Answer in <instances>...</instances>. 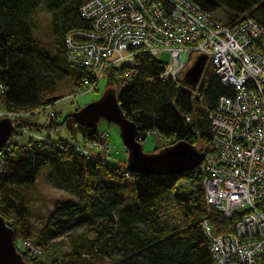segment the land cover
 Segmentation results:
<instances>
[{
    "label": "trees",
    "instance_id": "1",
    "mask_svg": "<svg viewBox=\"0 0 264 264\" xmlns=\"http://www.w3.org/2000/svg\"><path fill=\"white\" fill-rule=\"evenodd\" d=\"M84 1L0 0V109L30 113L20 116V124L14 122L16 130L1 148L4 173L0 175V214L14 228L17 246L19 240L32 235L27 204L24 199L16 201L11 188L32 186L41 168L48 165L50 184L66 190L75 200L58 201L49 211L45 225L32 241L41 252L31 255L25 245L18 246L28 263L110 264L116 258L114 264H214L202 222L208 219L216 234H228L235 230L241 214L228 218L207 203L203 183L206 173L201 165L182 175L134 173L127 168V161L116 164L110 158L93 161L79 155L73 146L78 139L75 127L84 137L92 138L101 130L82 127L72 112L60 123L50 114L46 122L36 120L39 108L60 99L56 92L61 76L73 74V87L90 76L68 60L65 41L68 30L88 26L80 14ZM192 1L206 12L223 10L224 21L219 20L227 26L253 17L264 27V0ZM41 9L57 16L54 49L35 33L34 18ZM165 68L163 60L144 52L130 61L113 64L103 77L107 90L117 89L120 106L135 123L140 142L148 137V130H156L157 136L168 142L164 147L184 140L200 151L211 152L207 140L210 121L205 109H215L221 95H232L235 88L220 81L211 62L197 85L187 82L185 75L177 82L162 80L159 76ZM90 78L96 80L92 75ZM121 85L124 87L119 91ZM55 124L71 128L70 137L53 136ZM24 127L47 139L39 147L34 137L22 132ZM169 195L185 217L184 226L167 222L163 207ZM79 225L86 230L74 242V248L62 255L56 253L60 244L51 239L71 233ZM46 250L49 257L43 255ZM260 264H264V254Z\"/></svg>",
    "mask_w": 264,
    "mask_h": 264
},
{
    "label": "built area",
    "instance_id": "2",
    "mask_svg": "<svg viewBox=\"0 0 264 264\" xmlns=\"http://www.w3.org/2000/svg\"><path fill=\"white\" fill-rule=\"evenodd\" d=\"M80 14L88 26L66 33L68 60L96 80L84 78L74 86V93L95 86L113 64L144 52L157 58L168 53L159 76L166 82H177L198 55L206 54L220 81L235 88L232 95H221L215 109H205L212 151H206L201 166L206 173L207 203L228 218L241 217L228 234H216L208 219L202 226L214 264H260L264 254V27L253 17L227 26L192 0H86ZM29 114L0 109V119L11 117L19 124L20 116ZM50 115L57 121L55 110ZM63 130L55 124L53 136H62ZM22 132L34 137L39 147L47 139L26 127ZM147 134L158 135V131ZM73 146L89 160L111 157L106 130L93 138L76 139ZM3 162L0 148V175ZM23 245L31 255L41 252L29 239Z\"/></svg>",
    "mask_w": 264,
    "mask_h": 264
},
{
    "label": "rangeland",
    "instance_id": "3",
    "mask_svg": "<svg viewBox=\"0 0 264 264\" xmlns=\"http://www.w3.org/2000/svg\"><path fill=\"white\" fill-rule=\"evenodd\" d=\"M214 16L217 19L224 21L225 17L223 10H218L217 13L214 14ZM34 19V29L37 37H39V39H41L46 45L52 46V49H54L56 39V33L54 34V31L56 30L55 23L57 21V16H52L47 9H41L39 12L36 13ZM56 47L55 53L58 51ZM158 58L166 62L169 59V55L166 52L158 55ZM72 75L61 76L59 80L58 90L56 92L57 95L61 97L55 103H53L54 105L51 104V106L45 110L46 112L41 111L42 113L39 112V114H37L36 120L38 121V123L46 122L49 118L51 110H55L57 114H59L57 121L60 123L66 118V116L71 114V112L80 109L90 103H93V101L101 99L103 95L107 92V80L105 77H102L99 79V82L95 86L90 85V88L87 89L85 92L81 90L80 93H74ZM123 87L124 86L121 85L118 90L122 91ZM98 123L99 124L97 125V127L99 128V130H106L108 134H110L111 161L116 164L120 161H127L129 154L127 153V148L125 144H123L122 133L120 132L119 125L116 123L108 122L105 119L101 120ZM70 130L72 129L68 128V126H65L62 134L64 136L70 137ZM75 131L78 135V139L83 137V135L80 133V128L75 127ZM45 133L46 131L44 132V134ZM53 134L54 133L52 132V135ZM141 143L143 144L144 152L149 154L157 152L156 150H158L159 148H163L165 145H167L168 142L165 138L160 135L157 136L154 134H148V137L145 138ZM41 169L42 170L40 171L36 179V183L32 184V186L14 185L11 188L12 195L16 199V201L24 199L27 204L28 218L30 220V223H32L33 229L32 235L26 239L31 240V242H35L37 233L45 225L44 222L47 218V215L49 211L54 208V205L58 201H65V199L75 198L66 190L63 191L57 189L50 184L48 180V176L51 173L50 166L45 165ZM129 194L130 193L127 192L126 196H129ZM135 204H137V200H135ZM163 209L166 212L167 217H169L167 222L170 223L171 226L177 224H179L180 226H184V224H186L185 217L182 216L181 211L177 207H175L174 203L172 202V195H169L165 199ZM85 230V226L79 225L77 228H74L71 233H66L64 235L53 237L51 239V242L57 241L60 244V246L57 248L56 253L62 255L67 251H71L75 246L74 242L77 241L79 235L83 234ZM18 246H24L23 240L18 241ZM49 254L50 252H48L47 250L43 253V255H45L44 257L48 256ZM115 260L116 258H113L110 264H114Z\"/></svg>",
    "mask_w": 264,
    "mask_h": 264
},
{
    "label": "water",
    "instance_id": "4",
    "mask_svg": "<svg viewBox=\"0 0 264 264\" xmlns=\"http://www.w3.org/2000/svg\"><path fill=\"white\" fill-rule=\"evenodd\" d=\"M207 55L200 54L188 67L186 81L197 85L207 66ZM82 127H97L101 120L116 123L122 133L123 144L128 150L127 168L134 173L155 175L183 174L193 171L203 163L206 151H200L194 144L180 142L159 149L155 153H145L143 144L137 139V127L127 118L118 101L117 90H107L103 97L72 112ZM14 119H0V148L5 146L16 130ZM0 264H31L24 260L16 245L14 228L6 223L0 214Z\"/></svg>",
    "mask_w": 264,
    "mask_h": 264
},
{
    "label": "crops",
    "instance_id": "5",
    "mask_svg": "<svg viewBox=\"0 0 264 264\" xmlns=\"http://www.w3.org/2000/svg\"><path fill=\"white\" fill-rule=\"evenodd\" d=\"M51 132H52V130H51ZM73 200H75V198Z\"/></svg>",
    "mask_w": 264,
    "mask_h": 264
}]
</instances>
